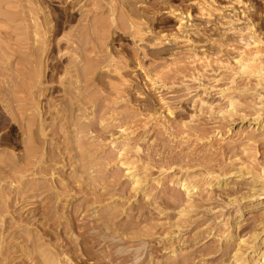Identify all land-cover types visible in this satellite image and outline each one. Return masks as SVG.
<instances>
[{
  "label": "rangeland",
  "instance_id": "obj_1",
  "mask_svg": "<svg viewBox=\"0 0 264 264\" xmlns=\"http://www.w3.org/2000/svg\"><path fill=\"white\" fill-rule=\"evenodd\" d=\"M253 42L264 0H0V264H235L226 236L264 203L243 199L264 182ZM207 171L236 185L187 207L176 181Z\"/></svg>",
  "mask_w": 264,
  "mask_h": 264
},
{
  "label": "bare ground",
  "instance_id": "obj_2",
  "mask_svg": "<svg viewBox=\"0 0 264 264\" xmlns=\"http://www.w3.org/2000/svg\"><path fill=\"white\" fill-rule=\"evenodd\" d=\"M135 29L136 32L140 31V26L134 22L131 24ZM249 46H253V50L249 52H244V54L238 59L237 61V69L236 74L240 76H244L246 78H250V80L253 78L255 79V88L264 90V51L262 47L260 46V43L253 42L252 44H248ZM260 90V91H261ZM260 91L258 92V98L259 101L258 104L254 105V118L253 122H259V129H261L262 134L261 136L264 137V96L260 94ZM242 90L239 88H235L233 86H229L227 88H224L220 90V93L222 94V97L227 101V104L224 108L220 109L217 113L213 114L216 116L217 119H221L222 121L225 120H233L236 116L240 115L243 111V103L239 99L238 95L241 93ZM211 112L213 113V109H211ZM263 119V120H261ZM260 120V121H259ZM255 137H250L248 141H254ZM264 140V138H263ZM256 143V141H254ZM253 142V143H254ZM258 142V141H257ZM255 162V161H254ZM128 166V173L130 176V179L132 180V184L135 190H138L139 188H142L144 181L138 177V175L135 173V170L132 169V163H128L127 161L124 163ZM261 166V165H260ZM262 167V166H261ZM261 169V168H260ZM241 170V169H239ZM263 172L258 174V172H255L254 168H249V173L253 174L254 176H257L258 178H263L264 175V167L261 169ZM255 173V174H254ZM235 174H224V173H216L207 171L206 175L199 179L198 177H191V175H186L182 177L180 180H177L176 183L181 187V189L184 190L188 197L187 207L191 206L192 198L198 193V191L202 188V186H209L211 187L213 184L211 181L217 180V184L223 183V185L226 188H230L231 186H235L236 184L233 183V177ZM247 176V174L242 173V170L239 171V176L241 179H244V177ZM228 178V179H226ZM175 181V180H173ZM172 181V182H173ZM252 193L246 194L243 199H263L264 196V182L261 184L259 188H256V184L252 185ZM189 204V205H188ZM264 203H256L252 205L250 208L252 211L260 209L261 213L258 216V227L260 226V229H255L250 237L244 238H236V236L232 234H228L226 238L228 240H234L237 241L236 245L233 247L232 253H233V260L235 264H264ZM189 206V208H190ZM187 207H184L182 211L180 212L181 215L187 214ZM242 216L243 212L240 213ZM225 226V224L223 225ZM175 254V253H173ZM138 256V255H137ZM141 257V256H140ZM139 258V257H138Z\"/></svg>",
  "mask_w": 264,
  "mask_h": 264
}]
</instances>
